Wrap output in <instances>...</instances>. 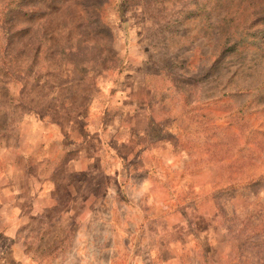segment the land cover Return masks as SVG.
Segmentation results:
<instances>
[{"label": "rangeland", "instance_id": "1", "mask_svg": "<svg viewBox=\"0 0 264 264\" xmlns=\"http://www.w3.org/2000/svg\"><path fill=\"white\" fill-rule=\"evenodd\" d=\"M0 264H264V0H0Z\"/></svg>", "mask_w": 264, "mask_h": 264}, {"label": "crops", "instance_id": "2", "mask_svg": "<svg viewBox=\"0 0 264 264\" xmlns=\"http://www.w3.org/2000/svg\"><path fill=\"white\" fill-rule=\"evenodd\" d=\"M139 85L140 88L143 89H151V87L148 86L147 82H136L135 85ZM135 91V90H134ZM156 96L152 95V92L150 91V96L149 97H141V98H135L134 102L135 105L141 106V109H139L138 112H135L137 114V116L140 114L141 116H144V120H146L145 118H148L147 121H149V125L148 127H144L143 130H137V127L135 124H131L128 125L127 122H125V124L121 121L118 120V122H114L115 125L112 126V129L110 132L109 136H112V139H110V141H107V144H105V148H107L108 152L106 151L107 154V159L105 160V162L103 163V170H105L108 174H111L112 171L116 168L113 164H111L110 162V158L109 157H113L115 156V153L113 151L114 146H116L115 144H118L119 146H123V145H128V144H133L134 145V149L132 150L133 153V161L132 158H129V155H126L125 157H123V160L125 161V163L127 162V168H131L132 169V181H137L140 177L139 176H135L136 173H140L142 172V170H144V175L145 177H143V179L141 180V182L143 183V185H145L146 187L143 189L144 192H149V195L151 193V195H154L155 198L153 199L155 202V200H158L157 194H158V184L156 185V180H154L155 178H152V174H155V172L158 169V165L155 162H151L152 159L151 157L156 156L157 154H162L165 152H175V148H172L170 150V146L174 147L170 144H165L166 146H160L159 147V141H158V136L156 131L153 130V128L155 127V124H157V100L155 101ZM138 101V102H136ZM156 103L155 107H152L153 103ZM131 112V111H129ZM128 115H133L134 113H127ZM149 115V116H147ZM136 117V116H135ZM153 123V127L152 124ZM111 126H108V128H110ZM130 129L132 131H130ZM156 129V128H155ZM108 131H110L108 129ZM105 132V133H104ZM158 135H159V130H157ZM102 133L103 134V142L105 141V137H107V131L105 129H102ZM123 135V136H122ZM142 138V142L140 141V139ZM86 142H89L88 140H86ZM102 142V143H103ZM105 143V142H104ZM170 145V146H169ZM116 152V151H115ZM109 154V155H108ZM117 155H120L119 153H117ZM123 155V152H122ZM102 156V160L104 159L103 155ZM170 156V155H168ZM167 156V157H168ZM165 157V158H167ZM85 161H81L83 165H81L80 167H82L81 169L83 170V166L86 164L87 166H90L91 162H92V156L91 154L88 152V154L86 156H84ZM101 158V157H100ZM149 159V160H148ZM81 162H77V160L74 161V163H81ZM84 162V163H83ZM121 167V165H120ZM88 168V167H86ZM106 173V174H107ZM107 174V175H108ZM113 175V174H112ZM141 175V174H140ZM116 176H119V171L116 172ZM120 180V177H119ZM121 181V180H120ZM161 183H163L166 187L169 185L167 181H162ZM157 202V201H156ZM150 205V204H149Z\"/></svg>", "mask_w": 264, "mask_h": 264}]
</instances>
